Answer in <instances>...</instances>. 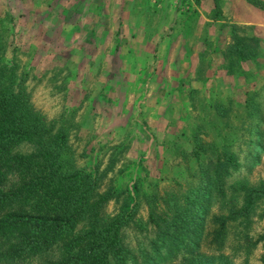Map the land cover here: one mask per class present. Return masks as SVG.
I'll use <instances>...</instances> for the list:
<instances>
[{"label":"rangeland","instance_id":"374dc122","mask_svg":"<svg viewBox=\"0 0 264 264\" xmlns=\"http://www.w3.org/2000/svg\"><path fill=\"white\" fill-rule=\"evenodd\" d=\"M234 34L253 37L252 58L232 57ZM0 44L31 107L68 126L76 164L112 190L101 216L136 203L123 244L153 255L150 212L164 217L172 198L199 207L201 244L158 264L218 256L221 198L264 190V0H0ZM226 225L227 264H264V196Z\"/></svg>","mask_w":264,"mask_h":264},{"label":"trees","instance_id":"16d2710c","mask_svg":"<svg viewBox=\"0 0 264 264\" xmlns=\"http://www.w3.org/2000/svg\"><path fill=\"white\" fill-rule=\"evenodd\" d=\"M252 39L234 34L228 51L236 61L255 55ZM1 49L0 264H30L28 260L38 256L42 258L40 264H158L163 255H175L179 249L198 250L201 231L198 238L193 235L201 217L197 214L199 207L178 204L172 198L164 217L150 212V220L158 227L151 241L153 255L145 249L137 254L123 244L119 231L136 203L133 209L125 200L116 215L101 216L100 208L110 199L112 190L97 192L96 174L76 164L68 126L63 121L46 120L31 107L24 78L16 63L5 59L3 44ZM27 142L32 145L31 152L16 150L17 145ZM217 182L222 183V179ZM234 193V202L221 198V203L227 204L228 215L213 218L217 225L213 234L220 243L218 256L207 257L199 252L180 264H214L209 260L215 258L217 264H227L228 258L221 252L226 224L236 216H249L264 190L239 183ZM201 222L200 218V226Z\"/></svg>","mask_w":264,"mask_h":264},{"label":"crops","instance_id":"0c3cea01","mask_svg":"<svg viewBox=\"0 0 264 264\" xmlns=\"http://www.w3.org/2000/svg\"><path fill=\"white\" fill-rule=\"evenodd\" d=\"M246 3V2H245ZM246 5V4H245ZM247 7H250L251 8V6L250 5H248L247 4ZM244 23H253V22H250L249 20H247V21H245Z\"/></svg>","mask_w":264,"mask_h":264}]
</instances>
